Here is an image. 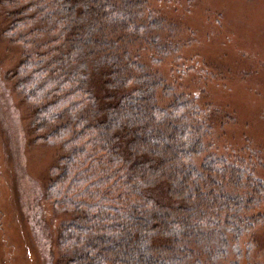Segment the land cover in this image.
Returning a JSON list of instances; mask_svg holds the SVG:
<instances>
[{
	"label": "trees",
	"instance_id": "16d2710c",
	"mask_svg": "<svg viewBox=\"0 0 264 264\" xmlns=\"http://www.w3.org/2000/svg\"><path fill=\"white\" fill-rule=\"evenodd\" d=\"M3 1L24 48L16 91L35 140L59 147L57 264H224L264 222V186L212 149L216 111L156 68L181 59L179 26L154 0Z\"/></svg>",
	"mask_w": 264,
	"mask_h": 264
},
{
	"label": "rangeland",
	"instance_id": "374dc122",
	"mask_svg": "<svg viewBox=\"0 0 264 264\" xmlns=\"http://www.w3.org/2000/svg\"><path fill=\"white\" fill-rule=\"evenodd\" d=\"M152 7L184 41L179 61L156 68L201 109L216 111L212 149L244 160L264 186V0H154ZM5 9L0 0V264H57L69 212L45 193L59 147L35 140L32 107L13 74L24 48L13 41L15 29L6 31ZM255 212L264 221V198ZM233 261L264 264V222L230 248L224 264Z\"/></svg>",
	"mask_w": 264,
	"mask_h": 264
}]
</instances>
